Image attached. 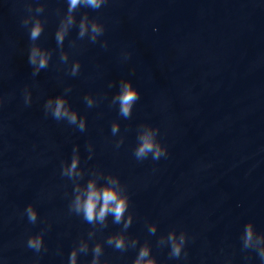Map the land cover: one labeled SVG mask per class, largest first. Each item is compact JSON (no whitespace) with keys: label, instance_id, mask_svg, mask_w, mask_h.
<instances>
[{"label":"water","instance_id":"obj_1","mask_svg":"<svg viewBox=\"0 0 264 264\" xmlns=\"http://www.w3.org/2000/svg\"><path fill=\"white\" fill-rule=\"evenodd\" d=\"M68 9L0 0V264H73V253L75 264H136L144 249L141 264H264V0ZM32 48L49 56L38 73ZM126 83L138 94L128 116ZM57 98L76 123L53 117ZM146 137L158 160L136 156ZM90 184L125 201L119 223L76 210Z\"/></svg>","mask_w":264,"mask_h":264},{"label":"clouds","instance_id":"obj_2","mask_svg":"<svg viewBox=\"0 0 264 264\" xmlns=\"http://www.w3.org/2000/svg\"><path fill=\"white\" fill-rule=\"evenodd\" d=\"M106 3V0H69V13L74 11L78 5H83L84 7L91 8L93 10H98ZM26 21L23 22V25H26ZM68 23L75 24L74 18H69ZM89 30L88 26V15L82 18L81 22L79 23V35L82 38L86 32ZM43 29L39 23H36L32 29L30 30V39L31 41H36L42 33ZM91 31L96 34H102V29L99 27L98 24L92 23L91 24ZM65 37V31L58 32L56 35V40L58 44H63ZM93 42H95V38H93ZM130 55V54H129ZM49 56L42 53L39 48H32L31 55L29 57L30 65L37 66L36 73L40 71V69H44L48 66ZM76 69H73V74H75ZM36 73H33L35 75ZM120 104H121V114L124 116L130 115V110L132 104L138 99V94L136 90L132 87L131 83H126L123 86V92L118 97ZM65 100L62 98H57L55 110L53 112V117L57 120L62 118H67L70 123H76L77 115L75 113L70 112L68 109L65 108ZM52 101H48L46 107H51ZM89 106L91 103L89 102ZM84 124L81 122L80 130H83ZM113 131H116L114 128ZM155 151V155L153 159L158 160L161 155L165 153L161 150V148L156 145L150 138H144V142L142 146L137 150L136 156L137 157H144L148 152ZM76 168V163L74 162L72 165V169ZM103 201L102 206L99 207L98 205L101 204ZM76 210L78 212H83L84 219L92 223L96 220L103 222L107 214L112 213L115 216V220L119 223L126 210V203L124 200L120 199L118 193L113 190L112 188H106L103 191H97L95 189L94 184L89 185L87 199L81 202L80 198H77L76 201ZM28 219L30 222L35 223L36 221V212L29 206L27 209ZM129 219V223H130ZM127 227V225H125ZM154 231V229H153ZM252 229L249 226L247 231V241L250 242L252 239ZM110 244L114 243L117 249H122L124 247L123 239H110L108 241ZM42 246V241L39 238L31 239L28 241V247L31 249H35L39 251ZM97 254L99 253L100 249L99 246L95 250ZM180 249L179 247L174 246L173 255L179 256ZM148 250L144 249L140 252V258L136 261V264H141L144 257L148 256ZM264 255V253H262ZM72 262L75 264V253L72 255ZM93 264H96L93 261ZM151 264V262H149Z\"/></svg>","mask_w":264,"mask_h":264}]
</instances>
